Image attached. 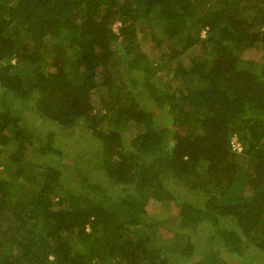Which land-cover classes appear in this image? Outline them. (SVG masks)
<instances>
[{
    "label": "trees",
    "instance_id": "16d2710c",
    "mask_svg": "<svg viewBox=\"0 0 264 264\" xmlns=\"http://www.w3.org/2000/svg\"><path fill=\"white\" fill-rule=\"evenodd\" d=\"M252 48L264 53V0H0V264H264ZM77 128L91 140L63 168L57 133ZM150 201L176 207L172 237ZM203 225L218 240L196 254Z\"/></svg>",
    "mask_w": 264,
    "mask_h": 264
},
{
    "label": "rangeland",
    "instance_id": "374dc122",
    "mask_svg": "<svg viewBox=\"0 0 264 264\" xmlns=\"http://www.w3.org/2000/svg\"><path fill=\"white\" fill-rule=\"evenodd\" d=\"M114 30L116 31V27L114 28ZM243 57L244 59L248 60L251 65H254L255 63H262L264 61L263 51L256 49V48L247 50L243 54ZM159 77L162 78L161 83L169 81L171 79V77H169L168 72H166L164 69L159 72ZM92 97H94L93 94H92ZM152 102L153 101H151L150 99L147 100L145 103H143L144 105L143 107L155 119L159 121L164 120V122L166 123L167 120L169 119L165 115L164 110L162 108L157 107V105ZM34 104H35V98H32L29 100L21 101L18 107L24 114L28 115L30 110L34 107ZM40 127L42 129H46L48 128V124L40 123ZM49 128H51V126H49ZM101 131H107L106 124L102 126ZM130 131H132V134L135 136L139 132L142 131V128L131 126ZM57 135H58L57 139H59V137L60 139L58 140L59 145L55 144V147L58 148L63 153L61 157V166L63 168H67L72 162V160H74L76 155L78 154L81 144H84L86 143V141L91 140V137H90V134H88V132H84L81 128H77L75 131H73V133H70L66 136H61L62 133H57ZM45 159L47 163L53 161V159L49 157ZM94 175L98 178L99 181L104 180L103 177L97 172H94ZM70 183H71V187L73 190H76V191L79 190L80 187L76 184L78 186L77 187L74 184V181L70 180ZM175 184H176L175 180L173 179L172 176L168 177L165 182L166 187H170L173 190L178 191L179 193V198L177 199L178 201L185 199V197L192 198L191 195L187 193V191H185L182 187H179V186L176 187ZM65 185H68V182L65 183ZM104 187H105L104 190H106V192L112 197L118 196V192L113 190L108 185ZM146 210H147L148 215L151 217L152 221L157 222L159 226L158 233L164 235V237H172L171 234H167L165 229L168 226L166 224H168V222H171L172 218L176 216V213H177L176 207L173 204H170L167 206V205H163L162 203L150 201L148 206L146 207ZM227 224H228L227 227H229V223ZM169 226L171 225L169 224ZM202 228L204 231H199V232L194 231V233H192V239H193L195 249L198 250L196 254H198L199 252L201 254L202 252L204 253L206 251L212 250V245H215L218 240L216 238V235L213 229H209L210 227L209 226L206 227V225H203ZM205 230H208L209 232ZM222 258L224 259L225 264H235V260L233 259L234 257H230L226 254H222ZM251 258L255 259V257H251Z\"/></svg>",
    "mask_w": 264,
    "mask_h": 264
},
{
    "label": "built area",
    "instance_id": "2783aa9c",
    "mask_svg": "<svg viewBox=\"0 0 264 264\" xmlns=\"http://www.w3.org/2000/svg\"><path fill=\"white\" fill-rule=\"evenodd\" d=\"M231 147H232V150L235 151V152H238L239 153L241 151V147H240L239 144H237L235 142V138H233V141L231 143Z\"/></svg>",
    "mask_w": 264,
    "mask_h": 264
},
{
    "label": "clouds",
    "instance_id": "9594fccd",
    "mask_svg": "<svg viewBox=\"0 0 264 264\" xmlns=\"http://www.w3.org/2000/svg\"><path fill=\"white\" fill-rule=\"evenodd\" d=\"M240 152H241V151H240ZM240 152H239V153H240ZM236 153L239 154L238 152H236Z\"/></svg>",
    "mask_w": 264,
    "mask_h": 264
}]
</instances>
